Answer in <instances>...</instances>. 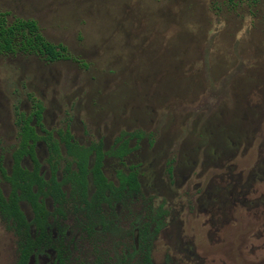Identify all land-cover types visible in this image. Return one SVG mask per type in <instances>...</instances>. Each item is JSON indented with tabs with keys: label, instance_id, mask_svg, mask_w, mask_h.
Listing matches in <instances>:
<instances>
[{
	"label": "rangeland",
	"instance_id": "rangeland-1",
	"mask_svg": "<svg viewBox=\"0 0 264 264\" xmlns=\"http://www.w3.org/2000/svg\"><path fill=\"white\" fill-rule=\"evenodd\" d=\"M0 11L34 19L80 60L0 54L6 168L27 94L52 135L66 123L106 145L139 133L125 165H140L143 211H163L152 264H264V0H0Z\"/></svg>",
	"mask_w": 264,
	"mask_h": 264
},
{
	"label": "flooded vegetation",
	"instance_id": "flooded-vegetation-1",
	"mask_svg": "<svg viewBox=\"0 0 264 264\" xmlns=\"http://www.w3.org/2000/svg\"><path fill=\"white\" fill-rule=\"evenodd\" d=\"M67 53L71 58L55 61H80L71 55L68 49ZM26 55L36 56L48 63L55 62L47 61L35 54ZM27 95L30 104L27 113L18 111V106L14 105L12 108L15 133L14 142L9 145L7 151L9 157L7 168L3 165V155L0 152V196L5 200L12 198L14 197L12 191H15V196H19L20 185L33 180L35 173L40 177L42 188L36 195L37 203L40 205L37 207V214L27 199L16 201L24 218V229H15L10 221L6 223L0 218V222L8 228L4 232L8 234L11 242L10 264H141L138 249L140 233L147 228V233L151 234L155 223L146 213L147 208L143 211L140 203L141 199H144L140 196L138 170L140 165H125L127 155L137 148V144H130L129 139H135L140 134H118L111 144L106 145L100 138L87 141L76 139L68 133L66 123L63 133H59L58 130L56 135H52L43 128L42 105L32 98L29 101L28 98L31 96ZM36 102L40 108L38 122L33 112L35 108L37 109L34 106ZM20 115H22L20 123L28 120V124L33 128V135L25 136L19 133L17 117ZM38 130L41 133H38ZM66 139L69 140V145H66ZM37 149H40V156L37 154ZM96 150L101 154L98 170L103 177L102 187L93 174ZM15 155L20 173L14 168ZM25 159L29 161L28 166L23 163ZM107 159H113L116 163L111 176L105 170ZM83 163L86 169L84 176L86 198L92 205V208L85 213L74 208V205L81 201L76 192L71 190L72 186H78L77 177L73 176L66 181L64 174L67 173L65 166H68L74 175L79 174L77 164ZM52 168L60 191L52 186ZM167 170L170 176L172 169L168 167ZM129 173L134 175L135 186L131 185L128 179L120 176V174L127 176ZM2 184L6 185L5 189ZM233 185L228 193L231 192ZM97 187H101L103 192L100 202H97L94 196ZM30 188L33 192L37 191L35 184H31ZM220 193V191L213 193L212 200L215 203H221ZM137 204L140 207H137ZM23 205L26 206L27 211L22 208ZM71 227H74L73 230ZM155 235L150 242V264H152L150 253Z\"/></svg>",
	"mask_w": 264,
	"mask_h": 264
},
{
	"label": "trees",
	"instance_id": "trees-1",
	"mask_svg": "<svg viewBox=\"0 0 264 264\" xmlns=\"http://www.w3.org/2000/svg\"><path fill=\"white\" fill-rule=\"evenodd\" d=\"M6 14V12L0 11V54H35L47 61L71 58V56L67 53V48L64 45L60 43H51L42 36L35 20L31 18L13 17L12 20L9 21L6 18ZM34 106L37 107V109L35 108L33 112L38 122L40 118L39 104L36 102L34 103ZM21 119L22 115L17 117L19 133H22L25 136L33 135L34 131L33 128L28 124V120L21 121L20 123ZM65 142L66 145H69L68 139H66ZM100 156V151L96 150V164L94 166L95 172L93 174L98 178V182L102 187L103 177L98 170ZM16 160L17 156L15 155L14 168L16 172L20 173V169L17 166ZM77 167L79 168V174L74 175L73 172L70 171V168L68 166H65V170L67 172L64 173L65 180L69 181L71 178H73V176L77 177L78 186H72L71 190L73 192H76L81 201L80 203L75 204L74 208H76L79 212L85 213L87 212V210L92 208V205L86 198V182L84 177L86 174L85 164H77ZM120 176L121 178L125 177L126 179H128V182L131 185H136L133 173H129L127 176L120 174ZM51 180L53 183L52 186L55 188V190L57 189V191H60L54 178L53 168L51 170ZM31 184H35L37 186L36 192H33L30 188ZM40 184V177L35 173L33 180H30L29 183L20 185L19 196H15V191H12L14 197L7 200L0 196V218L3 219V221L6 223L10 221V224L15 229H24V218L22 217V213L19 210L16 201L24 198L27 199L30 202V206L32 207L33 211L37 214V207H39L40 205L39 203H37L36 195L41 191L42 186ZM101 187H97L94 193L97 202H100L101 198L103 197ZM70 195L74 196V194ZM146 213L151 216L150 220L155 223V226L154 231L151 234L147 233V228H144V230L140 233L138 249L141 256V264H150V242L162 225L160 216L163 211H160V209L158 208L153 211L152 207L149 206L146 209Z\"/></svg>",
	"mask_w": 264,
	"mask_h": 264
}]
</instances>
